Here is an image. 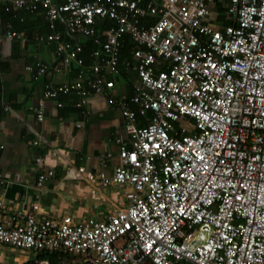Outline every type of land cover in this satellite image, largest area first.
Wrapping results in <instances>:
<instances>
[{"label":"built area","instance_id":"built-area-1","mask_svg":"<svg viewBox=\"0 0 264 264\" xmlns=\"http://www.w3.org/2000/svg\"><path fill=\"white\" fill-rule=\"evenodd\" d=\"M0 6L42 11L52 32L37 38L55 40L65 64L85 61L83 46L57 31L63 15L72 34L92 38L93 91L114 89L105 71L119 73L125 36L133 43L128 64L139 77L131 98L109 93L130 137L117 140L113 174L76 171L91 196L107 197L110 184L120 185L109 197L113 208L78 221L16 213L0 219V243L54 253L56 264H264V0H0ZM4 35L19 38L15 30ZM37 66L39 74L49 68ZM84 82L81 71L72 82L47 85L44 95L74 90L81 106L89 98ZM36 111L43 121V101ZM35 162L41 187L55 169L40 156Z\"/></svg>","mask_w":264,"mask_h":264},{"label":"crops","instance_id":"crops-1","mask_svg":"<svg viewBox=\"0 0 264 264\" xmlns=\"http://www.w3.org/2000/svg\"><path fill=\"white\" fill-rule=\"evenodd\" d=\"M1 10H5L3 6H0ZM10 13L16 15L5 19L0 13V143L4 146L0 149V219L9 222L14 214L28 212L39 218L60 219L71 215L76 221L88 216L104 217L113 208L109 197L122 187L110 184L104 190L107 197L104 194L91 196L76 171L104 170L111 176L119 162L117 140L128 141L130 138L120 110L109 104L108 98L109 93L118 99L131 98L135 93L134 85L139 82V77L128 64L132 59V40L128 38V44L124 40L119 73L105 71L108 79L116 81L114 89L109 93H97L88 83L93 78L91 65L97 59L92 50L90 61L83 55L87 42L94 41L92 38L72 34L63 15L57 31L63 39L83 46L81 57L85 61L81 67L76 63L65 64L57 54L55 40L39 42L37 38L52 32L42 11L12 10ZM9 30L17 31L19 38H5L4 34ZM38 63L47 64L49 68L39 74ZM81 71L89 90L85 104L78 105L82 97L74 90L61 93L56 99L45 97L47 85L72 82ZM42 101L43 121L38 119L36 111ZM58 102L62 106H58ZM146 118L140 116L139 123H145ZM83 120L84 124L79 125ZM56 136L60 137L59 141ZM37 156L55 169V174L41 187L37 184L41 171L35 164ZM104 158H107L106 164ZM34 205L38 208H33ZM36 258L49 259L51 264L58 260L57 256L53 260L51 252L36 253L0 243V264H36Z\"/></svg>","mask_w":264,"mask_h":264},{"label":"trees","instance_id":"trees-1","mask_svg":"<svg viewBox=\"0 0 264 264\" xmlns=\"http://www.w3.org/2000/svg\"><path fill=\"white\" fill-rule=\"evenodd\" d=\"M5 11V10H4ZM3 10H1L0 11V13H2V17L3 18H5V19H7L8 17H11V15H16V14H14V13H10V12H12V11H10V12H8L7 13V11H6V13L4 12ZM219 14H220V18L221 19H223L224 18V13H225V7L220 3L219 4ZM10 13V14H9ZM16 25V27H18L17 26V24H15ZM18 29H21V28H18ZM126 38V39H125ZM129 37H124V40H126V44H128L127 42H130L129 41V39H128ZM131 40V39H130ZM88 44H86V46H87V50H85L84 52H83V55H85V57H86V59H87V61H90L91 60V57L89 56V54H90V51L92 50H94L95 48H97L98 47V45L97 44H95L94 43V41L93 42H87ZM129 45H131V44H129ZM127 51V50H126ZM50 254V253H49ZM55 256H57V255H55L54 253H51V257L53 258V260H56V258H55Z\"/></svg>","mask_w":264,"mask_h":264},{"label":"rangeland","instance_id":"rangeland-1","mask_svg":"<svg viewBox=\"0 0 264 264\" xmlns=\"http://www.w3.org/2000/svg\"><path fill=\"white\" fill-rule=\"evenodd\" d=\"M148 264H152L151 262H148Z\"/></svg>","mask_w":264,"mask_h":264}]
</instances>
